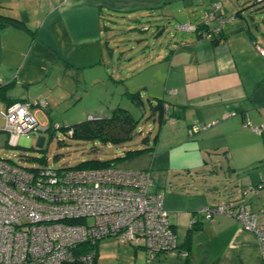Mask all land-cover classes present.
Wrapping results in <instances>:
<instances>
[{
	"label": "crops",
	"instance_id": "0c3cea01",
	"mask_svg": "<svg viewBox=\"0 0 264 264\" xmlns=\"http://www.w3.org/2000/svg\"><path fill=\"white\" fill-rule=\"evenodd\" d=\"M213 1L0 0V12L25 26L0 27V110L12 102L30 101L31 111L45 125L52 111L78 103L90 89L98 92L96 104H84L83 109L98 115L111 112L133 90L127 87L116 95V83L124 79L109 71L104 59L105 19L110 23L111 17L122 15L135 21L157 14L171 18L176 4L191 8L199 2L206 9ZM223 1L210 22L215 42L196 33L199 24L189 23L192 28L180 32L179 40L153 49L151 61L144 56L140 68L152 72L143 87L155 85L152 97L165 99L170 113L149 150L158 154L175 146L181 158L175 163V196L163 200V206L179 243L189 250L187 258L163 253L147 257L149 264H264L252 231L230 216L215 213L206 218L201 211L239 198L246 185L264 178V57L255 46L264 47L259 42L264 37V7L256 5L259 0ZM38 100L45 101L44 108L36 105ZM38 112L45 119H39ZM0 132L5 133L3 123ZM43 140L38 136L37 143ZM18 143L29 141L21 137ZM183 170L191 178L181 179ZM246 203L264 221V188Z\"/></svg>",
	"mask_w": 264,
	"mask_h": 264
},
{
	"label": "built area",
	"instance_id": "2783aa9c",
	"mask_svg": "<svg viewBox=\"0 0 264 264\" xmlns=\"http://www.w3.org/2000/svg\"><path fill=\"white\" fill-rule=\"evenodd\" d=\"M211 17L216 14H209L205 22ZM258 49L264 55V48ZM35 103L45 105L43 100ZM31 105L15 102L0 110L10 146L21 137L30 142L31 134L47 130ZM152 186L147 170L115 164L27 169L0 157V264H91L98 240L106 237L143 248L148 259L160 253L186 256L187 250L178 249L163 193ZM256 192L247 186L243 194ZM201 211L206 217L222 213L234 218L255 234L264 253V221L257 212L244 205Z\"/></svg>",
	"mask_w": 264,
	"mask_h": 264
},
{
	"label": "rangeland",
	"instance_id": "374dc122",
	"mask_svg": "<svg viewBox=\"0 0 264 264\" xmlns=\"http://www.w3.org/2000/svg\"><path fill=\"white\" fill-rule=\"evenodd\" d=\"M205 1L208 3V0ZM260 4L264 5V1L256 3V5ZM184 5L176 4L175 10L169 13L172 14L171 18L157 14L140 17L135 21L126 20L122 15L111 17L112 22L110 23L105 19L108 29H105L107 39L104 43V59L110 67L109 71H113L124 79L116 83V95L118 96L121 91L130 87L133 91L139 92L142 101L140 105H136L128 97L119 100L121 103L118 106L128 109L136 119L129 138L120 143H114L109 139L102 140L98 136L87 138L75 135L71 137L65 134L62 129H57L31 134V140L27 145L18 143L16 146H10L6 144L5 133L0 132V157L11 159L26 167L45 165L56 168L73 167L90 159L109 160L121 157L118 165L123 168L149 170L153 181H155V186L160 187L159 190L163 193L165 202L168 198L174 197L175 175H177L175 163L181 161V158L175 154V146L166 147L158 154L153 153L152 150L143 149L153 146V137L158 132L159 125L156 120L157 109L153 107L157 99L152 97L157 89H155V85H150L146 90L142 85L146 83L145 81L148 80L152 72L143 73L144 69L140 71V68L144 64V56L148 61H151L149 57L154 56L151 54L152 50L158 49L163 42L179 40L180 32L186 33L192 28L188 27L189 23L205 22V5L199 2L193 4L191 8ZM189 15H191L190 18ZM218 20L222 23L219 18ZM180 23H186L187 27H180ZM158 25L161 27V32H157ZM166 25H169L168 31L165 30ZM259 40L261 44H264V37L260 36ZM258 53L260 54L259 50ZM125 75H129V77L124 78ZM97 94V91L89 89V94L85 95L84 99L78 103L68 108L61 106L58 112L52 111L53 115H51L49 123L57 122L62 127L83 120L87 113L96 114L94 109L87 112L83 108L84 104H96ZM104 112H106L104 114L109 113L108 111ZM37 117L45 119L40 112L37 113ZM1 122L3 123V120L0 115V124L2 125ZM70 134L73 135L72 132ZM38 136L44 138L42 145L37 143ZM147 138H149L148 142H146ZM140 149L142 150L140 151ZM127 151L136 152L126 156ZM196 157L197 155L191 158ZM179 175L181 179H189L192 176L188 175L185 170ZM155 186L153 184L151 189H154ZM88 221L90 222L91 219ZM95 249L97 250V264H149L143 248L134 247L128 242L120 243L111 237L98 240Z\"/></svg>",
	"mask_w": 264,
	"mask_h": 264
},
{
	"label": "trees",
	"instance_id": "16d2710c",
	"mask_svg": "<svg viewBox=\"0 0 264 264\" xmlns=\"http://www.w3.org/2000/svg\"><path fill=\"white\" fill-rule=\"evenodd\" d=\"M259 1H264V0H259ZM217 2H219L220 6H221L224 1L223 0L213 1L209 7L204 9L205 10V15H206L205 18L206 19H207L208 15L213 13V12L216 15L218 14V8L213 7V5L215 3H217ZM261 7H264V5H262ZM212 18L213 17H211V20H212ZM7 25H12V26L19 27V28H25L23 21H21L20 19H18L16 17H13V16H10V15L3 14V13L0 12V27L7 26ZM186 25H187L186 23H184V24L180 23L179 24V26L182 27V28H183V26H185L184 28H186L187 27ZM199 25H200V28L196 30V33L197 34L199 33V34H201L203 36L211 38L215 42L216 41V37H214V35H215L214 32L215 31H214L213 27L210 25V23H206V22L204 23L203 22V23H200ZM159 31L161 32V27L158 25L157 32H159ZM216 31L218 32V34L221 32L220 28L218 30H216ZM255 46L257 47V49H258V47L264 48V47H261L258 44H255ZM262 56H264V55H262ZM126 95L131 100V102L133 104H136V105H140L141 104L142 101L140 100L139 92H137V91L127 92ZM0 97H2V98L4 97V93H3V90L1 88H0ZM16 102H29V103L32 104V102H30V101H16ZM165 102H166L165 99L158 98L156 100L155 105H153V107H155L157 109L156 110L157 111L156 120L158 122V125L163 123L165 121V118L167 116H169V114H170L168 108H166V106L164 104ZM12 103H15V102H12ZM12 103L7 104V106L11 105ZM36 105H37V103H36ZM44 107H45V105L44 106H40V108H44ZM89 115H91L93 118H91V119L88 118ZM135 122H136V119L131 115V113H130V111L128 109L123 108L121 106H116L108 114H104L103 113V115H98V114L88 113V114H86V117L83 120H81L79 122H76L74 124H71V125H67V126L65 125V126L61 127V125L59 123H57V122L48 123L46 125H47V130H51V131L53 130L54 131V130H57V129H62L65 132V134H67V135H69L71 137H73L75 135H78L80 137H87V138H92V137L98 136L102 140L109 139V140H112L114 143H120L123 140H125V139H127V138H129L131 136L132 130H133L134 125H135ZM55 124H57L58 127L54 128ZM69 129H71L73 131L72 132L73 135L69 133ZM7 138L8 137L6 136V144H8ZM143 149L148 150V149H150V147H145ZM141 150L142 149H140V151ZM136 151H127L126 152L127 153L126 156H128L130 154H134ZM6 159H8V158H6ZM120 159H121V157H115V158H112V159H109V160L90 159L88 161L81 162L78 165H75L74 167H87V168H89V167H105L107 165H114V164L118 165ZM9 160H11V159H9ZM20 166H22L24 168H27V169H33L35 167H41V166H45V165L31 166V167H26L24 165H20ZM136 169L149 171L148 169H145V168H136ZM247 186H254L257 189L256 193H258L259 190L264 188V178H261L260 181L258 183H256V184L246 185L243 188V190H242V195L239 198H237V199L226 200V201L220 202V203H218V204H216L214 206L206 205L204 207H207V208H210V209H214V208H216L217 206H220V205H223V206L227 205L230 208H237L238 209V207L240 205H244L247 209H249L246 202L248 201V198L252 194H249L248 196H244V194H243V191L245 190V188ZM157 191H160V190H157ZM253 194H255V193H253ZM204 207H202V208H204ZM214 214L215 213H212L210 217H206L205 214L203 216L206 217V218H211L212 215H214ZM193 219L195 221L194 217H193ZM194 221H192V222H194ZM192 224H194V223H192ZM176 237H177V235H176ZM177 246L179 247L178 248L179 250L185 249V250H187L188 253H187L186 256L178 255V254H174L172 256H179V257H182V258H187L189 256V250L184 245L179 243L178 238H177ZM169 255H171V254H169ZM96 256H97V250L95 249V258H94V260H93V262L91 264H97L96 263Z\"/></svg>",
	"mask_w": 264,
	"mask_h": 264
},
{
	"label": "water",
	"instance_id": "95a60500",
	"mask_svg": "<svg viewBox=\"0 0 264 264\" xmlns=\"http://www.w3.org/2000/svg\"><path fill=\"white\" fill-rule=\"evenodd\" d=\"M42 145V144H41Z\"/></svg>",
	"mask_w": 264,
	"mask_h": 264
}]
</instances>
